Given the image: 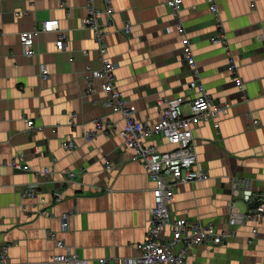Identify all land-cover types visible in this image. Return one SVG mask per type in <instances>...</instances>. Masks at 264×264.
I'll use <instances>...</instances> for the list:
<instances>
[{
	"label": "crops",
	"instance_id": "0c3cea01",
	"mask_svg": "<svg viewBox=\"0 0 264 264\" xmlns=\"http://www.w3.org/2000/svg\"><path fill=\"white\" fill-rule=\"evenodd\" d=\"M167 1L112 0L104 30L107 55L117 64L116 85L136 107V117L155 124L157 98L196 95L187 86L191 71L183 58V41L189 40L207 93L230 108L218 128L212 123L195 128L197 164L209 177L177 187L171 212L213 221L227 231V201L233 199L241 212L247 209L233 196L231 180L251 178L256 195L264 197V0H215L225 44L210 40L217 28L205 0H183L177 14ZM94 4L103 8V0ZM88 6L89 0H0V160L22 152L30 168L4 166L0 174V247L8 246L7 264H56L51 257L57 248L48 230L88 264H101V258L119 264L144 239L153 182L122 146V115L104 104L100 81H94L97 93L83 95L87 66L101 65L92 30L80 24ZM15 11L23 14L15 16ZM48 20H57L58 27L42 31ZM34 28L39 32L34 55L28 57L19 33ZM60 34L67 39L62 50L56 46ZM229 55L246 85V98L227 71ZM40 63L50 73L46 80L39 76ZM100 117L107 132L86 141L84 131H93ZM28 119L42 130L28 127ZM70 136L75 146L65 149L62 144ZM155 142L159 150L171 148ZM104 158L113 162L112 170L105 169ZM46 167L50 173L44 176ZM69 171L75 175L68 177ZM38 181L44 182L39 197L45 202L23 196L25 186ZM55 190L62 199L51 202ZM40 207L51 215L39 214ZM66 211L74 213L69 229L62 231L60 215ZM188 259L192 264H264V217L237 227L218 245H200Z\"/></svg>",
	"mask_w": 264,
	"mask_h": 264
},
{
	"label": "built area",
	"instance_id": "2783aa9c",
	"mask_svg": "<svg viewBox=\"0 0 264 264\" xmlns=\"http://www.w3.org/2000/svg\"><path fill=\"white\" fill-rule=\"evenodd\" d=\"M183 0H168L167 4L173 14L180 10ZM209 5L217 28V34L210 40L218 43H226L225 35L222 31V24L218 15V7L215 0H205ZM23 11H15V16L22 15ZM113 14L112 0H103V8H98L94 0H89L88 12L81 18L80 24L92 30L94 41L97 44V54L101 65L92 69L87 66L85 72V86L83 95L89 96L98 92L94 86V81L99 80V92L103 102L112 112L120 113L123 118V127L120 130L122 146L130 149L133 153L132 159L138 161L144 167L150 180L153 182L151 188L153 205L149 209V216L143 241L135 245V254L118 260L119 264H192L189 261L190 252L202 244L218 245L224 238L234 236L235 230L239 226L248 222H259L264 217V197L257 196L253 188V180L244 178L231 180L232 194L238 197L247 205L245 211L236 209V202L233 199L227 201L226 224L227 231H223L217 224L204 222L201 220H190L187 217L172 215L171 202L175 189L183 183H194L208 179V174L197 164V153L194 143V130L201 123H212L215 128L219 127V120L225 116L230 108L229 102L219 103L212 95L208 94L202 81L200 72L191 46L187 40L183 41V55L188 65L191 75L188 80V88L194 90V96H161L157 98L156 104L159 109L158 119L155 124L142 121L136 117V107L131 104L123 92L116 85L115 70L117 64L108 58L106 45L105 26L110 23ZM178 31L184 32L181 23ZM58 27L57 20L43 22L42 31H49ZM123 31L127 34L130 31V24L127 22L123 26ZM39 30L30 29L19 33V43L24 54L28 57L34 55V44ZM67 45L64 34H60L56 46L62 50ZM39 76L46 80L50 73L44 63L38 65ZM227 71L233 76L235 86L246 98V85L237 76V66L232 55L228 56ZM187 106V109H185ZM251 123L255 126L259 122L257 119L247 115ZM76 116H71V123L75 126ZM27 126L36 130H42V126H35L32 119H28ZM84 128L82 124H79ZM94 130H85L84 139L90 141L96 133L107 132L108 125L103 118L94 120ZM155 139L164 141L171 148L159 150ZM153 140V142H151ZM65 149L75 146L72 136L68 137L62 144ZM104 167L110 171L114 168L113 162L104 158ZM4 166H9L13 170H29V165L24 160L23 153L12 156L9 160H0V174ZM41 173L47 176L49 168H43ZM73 171L68 172V177H73ZM67 181V180H66ZM44 182L38 181L35 184H27L23 191V196L38 199L45 202L44 197H39L42 193ZM109 189V188H108ZM62 194L59 190L52 193V200L59 201ZM252 205L248 208V204ZM38 204V203H37ZM38 213L50 216V211L45 207L38 208ZM73 211H66L60 215V227L62 231H67ZM252 238L258 234L257 228L252 227ZM47 237L55 240L57 251L52 255V262L56 264H88L87 260L80 258L75 252L66 247L65 242L56 239V234L50 230ZM251 241V239H250ZM8 246L0 247V264L8 263ZM101 264H110L106 258L99 260Z\"/></svg>",
	"mask_w": 264,
	"mask_h": 264
},
{
	"label": "bare ground",
	"instance_id": "6f19581e",
	"mask_svg": "<svg viewBox=\"0 0 264 264\" xmlns=\"http://www.w3.org/2000/svg\"><path fill=\"white\" fill-rule=\"evenodd\" d=\"M177 16V15H176ZM180 17V16H179ZM189 41V40H188ZM221 44V43H220ZM184 58V57H183ZM196 61V60H195ZM117 258H120V257H117Z\"/></svg>",
	"mask_w": 264,
	"mask_h": 264
}]
</instances>
